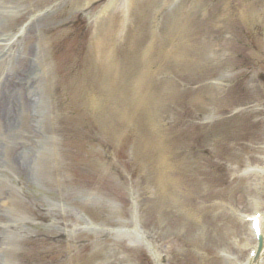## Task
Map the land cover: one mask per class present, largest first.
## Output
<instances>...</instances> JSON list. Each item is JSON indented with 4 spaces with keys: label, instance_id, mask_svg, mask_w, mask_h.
<instances>
[{
    "label": "rangeland",
    "instance_id": "obj_1",
    "mask_svg": "<svg viewBox=\"0 0 264 264\" xmlns=\"http://www.w3.org/2000/svg\"><path fill=\"white\" fill-rule=\"evenodd\" d=\"M5 174L7 176L11 177V174L9 172L6 171ZM27 196H28V198H30V200H35L34 193L32 194L30 190H29V194Z\"/></svg>",
    "mask_w": 264,
    "mask_h": 264
}]
</instances>
